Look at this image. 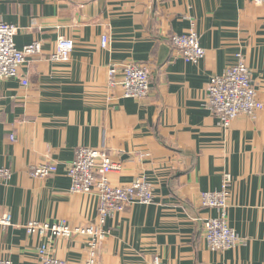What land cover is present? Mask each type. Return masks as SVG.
<instances>
[{
    "label": "crops",
    "instance_id": "1",
    "mask_svg": "<svg viewBox=\"0 0 264 264\" xmlns=\"http://www.w3.org/2000/svg\"><path fill=\"white\" fill-rule=\"evenodd\" d=\"M0 21L18 27L17 49L42 44L19 78L0 79V166L12 171L0 185V218L12 219L0 225V259L42 264L44 246L67 264L91 259L89 236L26 229L32 221L98 223V195L72 192L67 176L77 150L88 147L120 165L108 175L113 186L145 179L155 196L152 205L134 204L106 219L96 264H152L156 257L164 264H264V108L223 128L207 94L211 79L242 55L264 105V2L0 0ZM193 29L205 49L198 64L172 45L174 35ZM61 38L74 43L67 62L51 60ZM129 64L149 69L144 100L109 85V70L115 67L118 83ZM46 163L57 173L32 177L31 169ZM224 173L234 179L229 224L242 242L215 252L204 222L218 213L204 208L201 197L221 189Z\"/></svg>",
    "mask_w": 264,
    "mask_h": 264
},
{
    "label": "built area",
    "instance_id": "2",
    "mask_svg": "<svg viewBox=\"0 0 264 264\" xmlns=\"http://www.w3.org/2000/svg\"><path fill=\"white\" fill-rule=\"evenodd\" d=\"M263 4V0H252ZM18 32L16 25L0 21V79L19 78L20 70L29 60L42 53V44L34 41L23 49H17L14 38ZM109 39L103 36L102 49L108 48ZM172 45L186 61L198 64L205 57V49L201 46L200 37L193 29L183 35H174ZM74 49L71 39L61 38L57 41L55 52L51 60L67 62ZM116 69L109 70V85H119L123 96L128 99L144 100L150 95L151 82L149 69L145 65H125L121 71V81L116 82ZM27 85V81L23 80ZM208 109L217 117L223 128H228L232 121L240 116H254L264 108L258 98V92L252 82L251 71L242 55L237 56L236 63L229 67L222 75L214 76L207 88ZM3 109L0 98V123ZM15 137L11 136L13 142ZM120 169L108 153L103 149L81 147L67 169V176L71 180V191L74 193L92 194L99 197L98 223L86 228H73L66 223L59 225L40 224L30 222L26 225L30 235L43 236L51 233L56 237L70 238L75 234L90 237L91 259L85 264H96V250L104 240L106 233L103 231L107 218L116 213L124 212L127 207L140 204L152 205L154 191L150 182L145 179H136L127 186H113L108 180V175ZM57 166L46 163L31 169L32 177L48 178L57 173ZM12 176V171L0 166V185L7 182ZM233 176L224 173L222 187L218 191H208L202 194V206L217 211L218 216L210 217L204 222V237L211 251L222 252L234 249L242 242L240 236L229 224L230 198L232 196ZM10 215L0 218V225H11ZM42 264H67L65 261L51 257L48 248L42 247L39 251ZM0 264H14L10 260L0 259ZM152 264H164L156 257Z\"/></svg>",
    "mask_w": 264,
    "mask_h": 264
}]
</instances>
